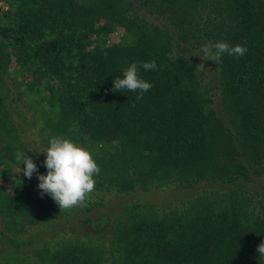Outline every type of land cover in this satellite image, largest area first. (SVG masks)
<instances>
[{"label":"trees","instance_id":"obj_1","mask_svg":"<svg viewBox=\"0 0 264 264\" xmlns=\"http://www.w3.org/2000/svg\"><path fill=\"white\" fill-rule=\"evenodd\" d=\"M4 1L0 167L13 180L0 182V264H264V0ZM216 42L247 51L202 61ZM12 63L24 78L4 91ZM131 63L152 84L141 99L112 90ZM10 94L35 125L12 118ZM52 137L99 166L80 206L60 209L20 172L24 152L47 174Z\"/></svg>","mask_w":264,"mask_h":264},{"label":"clouds","instance_id":"obj_2","mask_svg":"<svg viewBox=\"0 0 264 264\" xmlns=\"http://www.w3.org/2000/svg\"><path fill=\"white\" fill-rule=\"evenodd\" d=\"M246 47L242 45L230 46L227 42H216L215 44H205L198 55L202 61H214L219 64L222 56L228 55L243 56ZM201 70L205 69L204 64L197 65ZM139 67L144 70H155L157 65L153 60L143 62ZM139 67L137 63H131L123 71V78L117 76L113 81V91L120 92L128 90L139 91L137 99H141L144 92L151 89L152 84L141 79L138 75ZM31 151V150H29ZM46 159L43 164L47 169V174H39L37 165L33 159L24 152H18L15 156L17 162L25 167L20 169L25 177L31 179L33 173H37L39 180L38 188L41 195L48 194L59 205L60 209H70L82 205L88 195L94 191V176L100 172L99 166L92 157L89 150L70 139L62 137H52L49 140V147L46 151ZM40 153V152H37ZM259 255L264 256V242L257 247Z\"/></svg>","mask_w":264,"mask_h":264},{"label":"rangeland","instance_id":"obj_3","mask_svg":"<svg viewBox=\"0 0 264 264\" xmlns=\"http://www.w3.org/2000/svg\"><path fill=\"white\" fill-rule=\"evenodd\" d=\"M8 7H9V5H8V2L7 1L0 0V13L3 12V11H5ZM119 35H121V31L119 29H116L115 32H113V33H111L109 35L110 36V38H109L110 41H111V38L112 37L115 38V40H117L119 38ZM17 68H18V66L16 64L12 63L11 64V68L9 69V72H7L10 75H8V74L4 75V77H3L4 78V82H5V84H3V90L4 91H5V88H6V84L8 82H11V83L13 82L14 83V80H15V82H17V84H19V83H21L23 81V78H24V77H22L23 74L17 73ZM13 91H14V93L17 96H20V97L23 96L21 89L19 90L17 87H15V88H13ZM8 96L10 97V99L7 100L8 101L7 103H8V106L12 110V114H13L12 115V118L16 119V121H21V123L23 125H35L36 124V121L34 120V118L36 116L33 113L34 108L32 107V105H29L30 107L29 106L23 107V104H22L23 102L22 101H25L26 102L27 100H21V99L17 98L16 96L13 98V95H11V94L8 95ZM6 98H7V95H6ZM214 98H215V96H214ZM12 102H13V104H12ZM14 104L16 106H14ZM17 104H18V106H17ZM15 110H17V111H20L21 110V112L24 114L23 117L17 116V113H13V112H15ZM25 138H27V137H25ZM29 138H30V136H29ZM24 140H27V139H24ZM33 144H36V143H33ZM1 170H3L2 167H0V182L1 183L4 182V184L7 187V189H11V185L10 184H11V182L13 180V177L11 176V174H8V172H6V171H5L6 173H2ZM196 187L198 189L199 184H196L195 183L193 188L195 189ZM194 189H193V191H196ZM198 191H199V189L196 192H198ZM131 194H134V193L132 192ZM152 194H154V195H152ZM163 195H166V192H160V191H158V192H151V193L149 192V194H147L146 196H142V195L139 194L138 196L136 195L137 198L136 197H133V196H130L129 197V194L128 195H125V196L122 195V196H120V198H117V197H114V196L112 198L109 197L111 199L110 202H109V204L107 203L106 206H104L102 209H98L95 213H102V211L107 212L108 209H109L108 207H109V205H110L111 202L112 203L115 202L116 204H121L123 202L131 201V200L147 201V202H149V201H151V202L152 201H154V202H161V201H163V198H164ZM95 213L93 215L94 216H98ZM69 223L72 224L71 221H69ZM62 227H63L62 225H59L57 227V230H61Z\"/></svg>","mask_w":264,"mask_h":264}]
</instances>
